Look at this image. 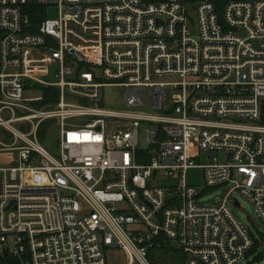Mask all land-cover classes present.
<instances>
[{"label": "built area", "instance_id": "2783aa9c", "mask_svg": "<svg viewBox=\"0 0 264 264\" xmlns=\"http://www.w3.org/2000/svg\"><path fill=\"white\" fill-rule=\"evenodd\" d=\"M217 1L0 0V264H107L108 249L150 264L161 240L183 264L251 259L264 228V0H229L221 16ZM35 4L56 17L32 21ZM50 87L47 105L26 93ZM106 87L122 90L116 107ZM48 120L55 155L37 136Z\"/></svg>", "mask_w": 264, "mask_h": 264}, {"label": "rangeland", "instance_id": "374dc122", "mask_svg": "<svg viewBox=\"0 0 264 264\" xmlns=\"http://www.w3.org/2000/svg\"><path fill=\"white\" fill-rule=\"evenodd\" d=\"M58 8L57 6H45L44 7V15L46 18H55L57 15ZM192 15H194L193 10L190 11ZM66 79H68V76H66ZM43 91V88L36 89L34 91H28L27 96L36 94L39 95ZM122 90L116 87H106L104 89V102L103 106L105 107H116L118 105V102L120 101V95L122 94ZM47 105V104H46ZM18 115L25 114L28 112H17ZM45 122H49L48 126L45 128V132L42 138H39V141L41 144L48 149V151L52 154H56L57 151V137L58 132L55 123L52 120H48ZM42 122L41 124H43ZM40 124V125H41ZM13 126L20 130H27L30 128L29 125H23L20 122H13ZM143 132L144 130L141 129ZM11 139L9 131L6 130L4 126L0 125V140L8 141ZM7 163V160L0 156V164ZM200 171L191 169L187 173V179L189 182L197 185L198 187L201 184V176ZM200 188V187H199ZM222 189H216L214 191H210L206 193L204 196L201 197V201L204 202H213L217 201L219 197H221ZM234 197L238 200V202L241 204V207H235L234 212L241 218H243L248 224H251L250 221L254 219L255 214L252 205L248 202L247 199L243 198L239 194L235 193ZM259 238H263L262 242L259 245L258 251H263L261 255V258L258 260H253L254 255H252L251 259H248L244 264H264V228L259 227L258 232H255ZM171 246L176 247V244L174 241H171ZM182 255L178 252H164V251H156L153 256H151V259H149L150 264H176L174 263L175 260H181ZM106 261L107 264H140L136 260H132L131 258L126 257V253L121 251L120 249H108L106 250ZM180 264V262H179Z\"/></svg>", "mask_w": 264, "mask_h": 264}, {"label": "trees", "instance_id": "16d2710c", "mask_svg": "<svg viewBox=\"0 0 264 264\" xmlns=\"http://www.w3.org/2000/svg\"><path fill=\"white\" fill-rule=\"evenodd\" d=\"M229 0H218L217 1V10L221 16V9L222 7L228 2ZM29 10V16H30V19L32 21H39L41 19H43L45 17L44 15V7L41 6V5H29L27 7ZM43 100L40 101V102H36L35 104L37 106H42V105H46L48 102H53L55 100H57V91H56V88L55 87H50V88H46L43 90ZM49 122H44L43 124H41L38 128V131H37V134L40 138L43 137L44 135V132H45V128L48 126ZM261 242L257 241L251 251V255H254V258L253 260H258L261 258V255L263 251H258L259 250V245H260ZM171 242L169 241H166L164 242L163 240H161L160 242V245L159 246H155L153 247L152 249L149 250V253H148V257L149 259H151V256H153L155 254L156 251L160 250V251H164V252H178V253H181L182 255V258L181 260H175L174 263L176 264H183V260H184V255L183 253L181 252V250L177 247H173L170 245Z\"/></svg>", "mask_w": 264, "mask_h": 264}]
</instances>
